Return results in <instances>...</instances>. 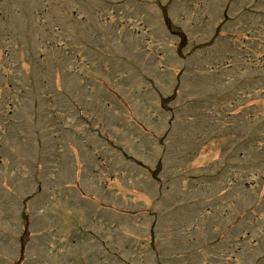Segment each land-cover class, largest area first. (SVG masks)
Masks as SVG:
<instances>
[{
	"label": "rangeland",
	"instance_id": "obj_1",
	"mask_svg": "<svg viewBox=\"0 0 264 264\" xmlns=\"http://www.w3.org/2000/svg\"><path fill=\"white\" fill-rule=\"evenodd\" d=\"M0 264H264V0H0Z\"/></svg>",
	"mask_w": 264,
	"mask_h": 264
}]
</instances>
